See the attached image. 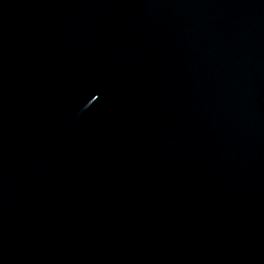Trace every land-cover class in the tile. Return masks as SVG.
<instances>
[{"label":"water","instance_id":"obj_1","mask_svg":"<svg viewBox=\"0 0 264 264\" xmlns=\"http://www.w3.org/2000/svg\"><path fill=\"white\" fill-rule=\"evenodd\" d=\"M0 264H264V0H0Z\"/></svg>","mask_w":264,"mask_h":264}]
</instances>
